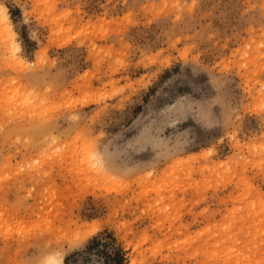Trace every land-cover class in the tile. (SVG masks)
<instances>
[{
    "label": "rangeland",
    "instance_id": "1",
    "mask_svg": "<svg viewBox=\"0 0 264 264\" xmlns=\"http://www.w3.org/2000/svg\"><path fill=\"white\" fill-rule=\"evenodd\" d=\"M0 6V264H264V0Z\"/></svg>",
    "mask_w": 264,
    "mask_h": 264
},
{
    "label": "trees",
    "instance_id": "2",
    "mask_svg": "<svg viewBox=\"0 0 264 264\" xmlns=\"http://www.w3.org/2000/svg\"><path fill=\"white\" fill-rule=\"evenodd\" d=\"M112 243L114 242V239L111 238ZM101 240H99L98 238L94 237L92 238V240L90 241V245H88V250L89 251H93L95 253L99 252L100 250H98V246L99 245H104L101 244ZM101 252V251H100ZM113 256H108L110 258V260L113 262V264H123V254L120 248H115L112 251ZM64 264H68V259L65 258L64 259Z\"/></svg>",
    "mask_w": 264,
    "mask_h": 264
},
{
    "label": "bare ground",
    "instance_id": "3",
    "mask_svg": "<svg viewBox=\"0 0 264 264\" xmlns=\"http://www.w3.org/2000/svg\"><path fill=\"white\" fill-rule=\"evenodd\" d=\"M0 9L3 10V18H2V19L5 20V21L3 22V24L5 25V28L8 29V30L10 31V27H9V25H8V17H7V13L5 12L3 6H0ZM10 32H11V31H10ZM17 48H19V47L17 46ZM93 100H95V99H93ZM81 105H82V104H81ZM47 263H48V264H64L62 258L59 257V256H58V257H55V256L53 257V256H51V257L48 259Z\"/></svg>",
    "mask_w": 264,
    "mask_h": 264
}]
</instances>
